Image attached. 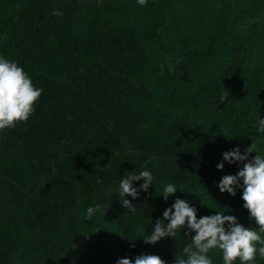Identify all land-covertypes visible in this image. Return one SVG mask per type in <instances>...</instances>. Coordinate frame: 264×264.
<instances>
[{
  "label": "trees",
  "instance_id": "obj_1",
  "mask_svg": "<svg viewBox=\"0 0 264 264\" xmlns=\"http://www.w3.org/2000/svg\"><path fill=\"white\" fill-rule=\"evenodd\" d=\"M0 55L44 90L28 120L0 130V264H95L79 257L89 237L175 264L184 228L142 236L177 197L197 218L224 211L258 227L241 190L217 187L242 165H216L230 138L264 151V0H0ZM145 166L154 183L127 197L133 213L109 190ZM167 183L181 191L165 201ZM208 255L223 264L219 249Z\"/></svg>",
  "mask_w": 264,
  "mask_h": 264
},
{
  "label": "clouds",
  "instance_id": "obj_2",
  "mask_svg": "<svg viewBox=\"0 0 264 264\" xmlns=\"http://www.w3.org/2000/svg\"><path fill=\"white\" fill-rule=\"evenodd\" d=\"M137 2L143 5L146 0ZM53 14L62 13L53 10ZM43 91L33 84L18 61L0 55V130L28 120ZM227 96V91L222 92L220 101L224 102ZM254 127L256 133L264 137V118L258 116ZM253 152L256 155L249 159ZM224 162L242 167L235 174L221 177L217 183L218 190L231 196L241 190L243 208L258 227H245L237 217L226 215L224 211L197 218V208L187 198L177 197L165 208L162 218L155 221L152 231L142 236L145 243L154 244L165 237L175 238L184 228V236L189 242L182 247L181 255H175V264H213L212 257L208 255L213 249L220 250L223 264H236L237 261L239 264H256L258 257L264 259V151L252 142L243 153L239 147L224 151L222 162L216 165L218 170L224 168ZM136 181L142 183L134 186ZM153 183V172L145 166L138 172L128 171L109 193H115L122 206L135 213L136 206L127 197L136 199L141 191L147 193ZM178 190L175 183H167L162 186L160 196L167 201ZM99 208L100 205L88 206L85 218L93 217ZM115 264H165V261L158 255L139 254L132 259L119 258Z\"/></svg>",
  "mask_w": 264,
  "mask_h": 264
},
{
  "label": "rangeland",
  "instance_id": "obj_3",
  "mask_svg": "<svg viewBox=\"0 0 264 264\" xmlns=\"http://www.w3.org/2000/svg\"><path fill=\"white\" fill-rule=\"evenodd\" d=\"M83 54H85V53H83ZM239 139L243 143L248 142V140H249L247 138L246 139L245 138H239ZM229 143L230 144H236L234 147H238V144L234 140V138H230ZM234 147H230L229 149H232ZM86 199H87V197H86ZM87 239H86V242H84L83 245H82V249L81 250H83V251L81 253H79V257L81 258L82 263H83V259H84L83 257L85 255V253L88 252V254H89V251L91 253L92 258L94 259V261L97 264H115V261L120 258V256L115 253V250H113V247L106 245L105 244L106 241H104L101 237L96 238V240H97L98 243H97V245L95 247H97L98 245H100L97 248H95L91 244L89 245V243H91L92 240H93L91 237H89Z\"/></svg>",
  "mask_w": 264,
  "mask_h": 264
}]
</instances>
